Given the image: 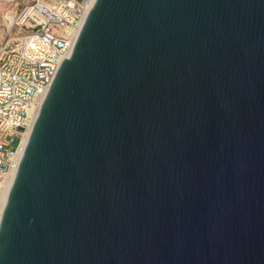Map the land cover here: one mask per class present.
Masks as SVG:
<instances>
[{"label": "water", "instance_id": "water-1", "mask_svg": "<svg viewBox=\"0 0 264 264\" xmlns=\"http://www.w3.org/2000/svg\"><path fill=\"white\" fill-rule=\"evenodd\" d=\"M0 264H264V0H95L9 189Z\"/></svg>", "mask_w": 264, "mask_h": 264}, {"label": "built area", "instance_id": "built-area-1", "mask_svg": "<svg viewBox=\"0 0 264 264\" xmlns=\"http://www.w3.org/2000/svg\"><path fill=\"white\" fill-rule=\"evenodd\" d=\"M91 6L86 0H25L14 12L0 8V199Z\"/></svg>", "mask_w": 264, "mask_h": 264}, {"label": "rangeland", "instance_id": "rangeland-1", "mask_svg": "<svg viewBox=\"0 0 264 264\" xmlns=\"http://www.w3.org/2000/svg\"><path fill=\"white\" fill-rule=\"evenodd\" d=\"M2 3L0 5L1 11H16L20 8L25 0H1Z\"/></svg>", "mask_w": 264, "mask_h": 264}, {"label": "bare ground", "instance_id": "bare-ground-1", "mask_svg": "<svg viewBox=\"0 0 264 264\" xmlns=\"http://www.w3.org/2000/svg\"><path fill=\"white\" fill-rule=\"evenodd\" d=\"M93 2H94V0H86L87 8H89L93 4ZM10 18H12V17H10ZM12 178H13V174L11 175V177L9 179V183H8L9 186L11 184ZM7 195H8V189L5 191V193L1 196V199H0V216H1V213H2V210H3V207L5 205Z\"/></svg>", "mask_w": 264, "mask_h": 264}]
</instances>
